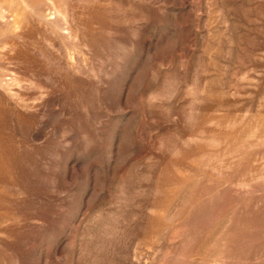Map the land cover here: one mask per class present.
<instances>
[{"label": "rangeland", "instance_id": "374dc122", "mask_svg": "<svg viewBox=\"0 0 264 264\" xmlns=\"http://www.w3.org/2000/svg\"><path fill=\"white\" fill-rule=\"evenodd\" d=\"M0 264H264V0H0Z\"/></svg>", "mask_w": 264, "mask_h": 264}]
</instances>
